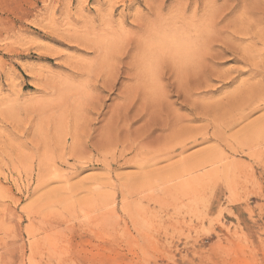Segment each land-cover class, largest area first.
I'll return each instance as SVG.
<instances>
[{
  "label": "rangeland",
  "instance_id": "rangeland-1",
  "mask_svg": "<svg viewBox=\"0 0 264 264\" xmlns=\"http://www.w3.org/2000/svg\"><path fill=\"white\" fill-rule=\"evenodd\" d=\"M261 15L0 0V264H264Z\"/></svg>",
  "mask_w": 264,
  "mask_h": 264
},
{
  "label": "bare ground",
  "instance_id": "bare-ground-1",
  "mask_svg": "<svg viewBox=\"0 0 264 264\" xmlns=\"http://www.w3.org/2000/svg\"><path fill=\"white\" fill-rule=\"evenodd\" d=\"M186 14V13H185ZM180 16V15H179ZM147 19V18H146ZM143 21V20H142ZM172 28V27H171ZM130 29V28H129ZM176 30H178V28L176 29ZM175 30V31H176ZM109 31V30H108ZM141 31V30H140ZM146 32H147V30H145ZM185 32V31H184ZM184 32H183V35H184ZM178 35H180L178 32H176ZM181 33V32H180ZM176 36V35H175ZM182 36V35H181ZM181 36H179V37H181ZM174 37V36H173ZM177 41H183V39L182 38H177L176 39ZM176 41V42H177ZM179 44V43H178ZM143 45V44H142ZM191 46V45H190ZM213 47V46H212ZM220 47V46H219ZM187 48V47H186ZM185 48V49H186ZM184 50V49H183ZM132 51V50H131ZM193 55V54H192ZM184 56V55H183ZM200 57V56H199ZM180 58H181V56H180ZM188 58V57H187ZM124 59V58H123ZM178 59V58H177ZM198 56L195 54V56H194V58L192 59V63L191 62H187L186 63V58H184L183 59V57L181 58V59H179V61H177L178 62V66H177V71L178 70H181V66H182V71H178V73L176 74V76L174 77V79H172L171 78V80H173V82H179V83H177V85H178V87H180V88H183L184 86H185V83L186 82H190V81H192V80H190L191 78H194V80H196V79H199V77H202L203 79H204V77H206V79H208L210 76H209V74L208 73H205V72H203V70H205L203 67H202V64L200 63V62H197L198 60ZM188 60H189V58H188ZM190 64V68H188L187 66ZM159 68V67H158ZM192 68H195L192 72L193 73H189V71L188 70H191ZM142 70V69H141ZM166 70V69H165ZM216 70V69H215ZM214 70V71H215ZM136 72V71H135ZM218 72V71H217ZM178 74H179V76H178ZM142 78V77H141ZM205 80V79H204ZM151 81V80H150ZM197 81V80H196ZM209 81V80H208ZM155 82V81H154ZM194 82V81H193ZM152 83V82H151ZM175 85V84H174ZM167 88V87H166ZM139 89V88H138ZM163 94V93H162ZM137 95V94H136ZM169 102V101H168ZM167 102V103H168ZM236 102V101H235ZM174 105V104H173ZM151 106V105H150ZM193 107V106H192ZM228 108V107H227ZM186 109V108H185ZM151 110V109H150ZM211 110V109H210ZM175 111V110H174ZM198 114V113H197ZM239 116H241V115H238V117ZM245 116V115H244ZM234 117H236V116H234ZM115 118V117H114ZM219 118V117H218ZM227 118V117H226ZM231 118V117H230ZM233 118H231V120H232ZM235 119V118H234ZM233 119V120H234ZM227 120H228V118L226 119V122H227ZM231 120L229 119V121L228 122H231ZM241 120H245V117H240V119H239V121L240 122H242ZM223 121V120H222ZM239 121H237V123H239ZM227 122V123H228ZM235 122V121H234ZM72 123V122H71ZM194 123V122H193ZM232 123V122H231ZM236 123V122H235ZM236 123V124H237ZM75 124V123H74ZM173 124V123H172ZM177 124V123H176ZM118 125V124H117ZM168 125V124H167ZM235 125V124H234ZM118 127V126H117ZM43 129V128H42ZM84 129V128H83ZM111 130V129H110ZM109 130V131H110ZM119 130V129H118ZM171 130H172V128H171ZM108 131V132H109ZM160 131V130H159ZM108 132H107V134H108ZM111 132V131H110ZM109 132V133H110ZM61 134V133H60ZM172 134V133H171ZM101 135V134H100ZM105 135V134H104ZM109 135V134H108ZM118 135V134H117ZM121 136V135H120ZM102 137V136H101ZM110 137H112V136H110ZM114 138V137H113ZM118 138V137H117ZM101 139V138H100ZM115 139H116V136H115ZM72 140V139H71ZM117 140V139H116ZM103 141V140H102ZM111 141H113V140H111ZM111 141H110V143H111ZM199 141V139H197V140H195V143H197ZM101 142V141H100ZM137 142V141H136ZM140 142V141H139ZM222 142V141H221ZM88 144V143H87ZM114 144V143H113ZM72 145V144H71ZM116 145V144H115ZM132 145V144H131ZM103 147H104V145H102ZM139 147V146H138ZM138 147H136V149L138 148ZM141 147V146H140ZM139 147V148H140ZM92 148V147H91ZM138 148V149H139ZM84 149V148H83ZM141 149H143V146L141 147ZM140 149V150H141Z\"/></svg>",
  "mask_w": 264,
  "mask_h": 264
},
{
  "label": "snow or ice",
  "instance_id": "snow-or-ice-1",
  "mask_svg": "<svg viewBox=\"0 0 264 264\" xmlns=\"http://www.w3.org/2000/svg\"><path fill=\"white\" fill-rule=\"evenodd\" d=\"M173 3H175V0H170V6ZM260 3H261V5H264V0H260ZM243 7H244V5L242 4L241 8H243ZM241 8H238L237 12H239L241 10ZM234 15H235V13H234ZM256 19H257L258 25L260 27L264 28V15L257 16ZM260 75H261V78H264V74H260ZM261 112H264V108H261Z\"/></svg>",
  "mask_w": 264,
  "mask_h": 264
}]
</instances>
